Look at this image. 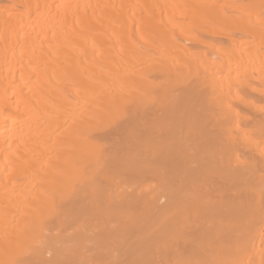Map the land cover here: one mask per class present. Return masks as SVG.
Instances as JSON below:
<instances>
[{"label":"bare ground","instance_id":"obj_1","mask_svg":"<svg viewBox=\"0 0 264 264\" xmlns=\"http://www.w3.org/2000/svg\"><path fill=\"white\" fill-rule=\"evenodd\" d=\"M0 264H264V0H0Z\"/></svg>","mask_w":264,"mask_h":264}]
</instances>
